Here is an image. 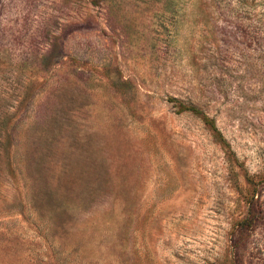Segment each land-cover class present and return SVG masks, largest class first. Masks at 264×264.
I'll return each mask as SVG.
<instances>
[{
  "label": "rangeland",
  "instance_id": "obj_1",
  "mask_svg": "<svg viewBox=\"0 0 264 264\" xmlns=\"http://www.w3.org/2000/svg\"><path fill=\"white\" fill-rule=\"evenodd\" d=\"M0 264H264V0H0Z\"/></svg>",
  "mask_w": 264,
  "mask_h": 264
},
{
  "label": "trees",
  "instance_id": "obj_2",
  "mask_svg": "<svg viewBox=\"0 0 264 264\" xmlns=\"http://www.w3.org/2000/svg\"><path fill=\"white\" fill-rule=\"evenodd\" d=\"M185 109L195 110L194 107H185ZM205 122H206L207 124H209L210 126H212L213 128H215V126L213 125V123H212L209 119H207L206 117H205Z\"/></svg>",
  "mask_w": 264,
  "mask_h": 264
}]
</instances>
